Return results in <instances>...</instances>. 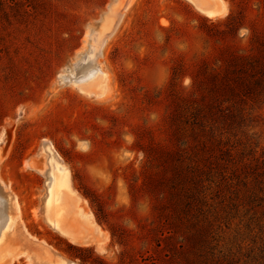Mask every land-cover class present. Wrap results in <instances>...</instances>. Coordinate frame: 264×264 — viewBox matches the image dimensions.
Returning <instances> with one entry per match:
<instances>
[{
  "label": "rangeland",
  "instance_id": "obj_1",
  "mask_svg": "<svg viewBox=\"0 0 264 264\" xmlns=\"http://www.w3.org/2000/svg\"><path fill=\"white\" fill-rule=\"evenodd\" d=\"M124 2L0 0V195L20 206L0 264H264V210L252 219L243 205L236 210L244 193L225 190L204 235L203 215L175 211L172 193V153L187 139L172 121L176 102L211 99L193 86L199 67L216 72L257 53L264 0H222L225 11L213 14L195 0ZM95 70L99 79L79 80ZM245 107L253 143L245 154L262 158L264 100ZM57 158L77 211L91 213L97 231L78 212L75 224L94 242H73L46 220ZM20 246L31 256L5 257Z\"/></svg>",
  "mask_w": 264,
  "mask_h": 264
},
{
  "label": "trees",
  "instance_id": "obj_2",
  "mask_svg": "<svg viewBox=\"0 0 264 264\" xmlns=\"http://www.w3.org/2000/svg\"><path fill=\"white\" fill-rule=\"evenodd\" d=\"M252 43L257 53L229 59L220 71L204 74V68L199 67L193 86L208 90L211 99L199 103L178 98L172 112L176 133H187L186 146L172 153L176 159V190L172 193L178 194L173 206L191 218L203 215L202 235L208 228L206 213L215 202L220 204V198H224L221 202L226 200V189L231 188L236 199L244 193V199L233 204L236 210L243 205L247 212L253 211L250 219L264 210V156L250 159L245 154L253 151L244 130L251 114L245 105L248 100H264V35L255 33ZM200 73L205 77L199 80ZM201 96L206 97L204 93ZM194 224L199 225L198 221H192ZM80 257L86 260V256Z\"/></svg>",
  "mask_w": 264,
  "mask_h": 264
},
{
  "label": "bare ground",
  "instance_id": "obj_3",
  "mask_svg": "<svg viewBox=\"0 0 264 264\" xmlns=\"http://www.w3.org/2000/svg\"><path fill=\"white\" fill-rule=\"evenodd\" d=\"M125 1L126 2H124L123 7L128 5L132 0ZM195 1L199 5L202 4L204 6H211V3L207 0ZM115 9L117 10L118 8ZM206 10L212 12L210 14H213L218 11L212 8ZM99 72L101 71H89L87 76L83 78L81 77V79L79 80L89 82L95 77L99 79ZM53 161V171L51 174L52 178L50 182L49 191L45 199V217L47 222L52 228L59 231L61 234L67 236L73 242L85 244L94 242L95 239L91 235H88L83 232V229L75 224V220L73 218H75L76 216L73 217V212H78L77 207L74 205V199L77 198V195L74 193L73 189L70 186L68 177L65 173L66 169L62 166L60 159L57 158ZM3 197L4 199H6L5 201L3 200ZM19 213L20 206L14 197H11L10 199H7L5 195H2L0 197V219H2L3 221V227L0 232V244L4 241L9 232L14 228V225L17 223V220L19 218ZM78 213L81 214L82 218L85 220L84 222H86L89 226H91L94 230L97 231V226L93 221L91 213L85 212L84 210L83 212L81 210ZM33 242L36 243V241ZM97 247L99 249L103 248L101 243L99 242H97ZM44 248H46V244L42 243V251H44ZM20 249H8L7 253L5 254V257L15 259L22 255H26L28 257L31 256L32 252L27 250V248H23L22 246H20ZM31 250L34 251L33 249ZM40 264H42V259L40 260ZM50 264H53V262L50 261ZM55 264L72 263L66 262L64 259H59Z\"/></svg>",
  "mask_w": 264,
  "mask_h": 264
},
{
  "label": "crops",
  "instance_id": "obj_4",
  "mask_svg": "<svg viewBox=\"0 0 264 264\" xmlns=\"http://www.w3.org/2000/svg\"><path fill=\"white\" fill-rule=\"evenodd\" d=\"M211 3V2H210ZM204 6V5H203ZM207 9H214V10H218V11H225V7L223 5L222 0H213V5L211 3V6H204Z\"/></svg>",
  "mask_w": 264,
  "mask_h": 264
}]
</instances>
